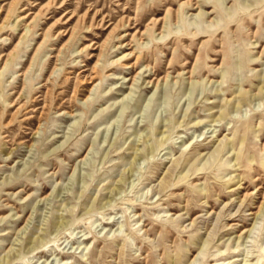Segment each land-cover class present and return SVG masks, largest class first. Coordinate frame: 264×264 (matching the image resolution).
<instances>
[{
  "label": "rangeland",
  "instance_id": "obj_1",
  "mask_svg": "<svg viewBox=\"0 0 264 264\" xmlns=\"http://www.w3.org/2000/svg\"><path fill=\"white\" fill-rule=\"evenodd\" d=\"M0 264H264V0H0Z\"/></svg>",
  "mask_w": 264,
  "mask_h": 264
},
{
  "label": "bare ground",
  "instance_id": "obj_2",
  "mask_svg": "<svg viewBox=\"0 0 264 264\" xmlns=\"http://www.w3.org/2000/svg\"><path fill=\"white\" fill-rule=\"evenodd\" d=\"M199 1V0H198ZM189 1H187V3H188ZM104 19H102V21H103ZM257 179H259V178H257ZM258 188H261V187H258ZM261 211H262V209H260L259 210V212L257 213V215H260L261 214Z\"/></svg>",
  "mask_w": 264,
  "mask_h": 264
}]
</instances>
